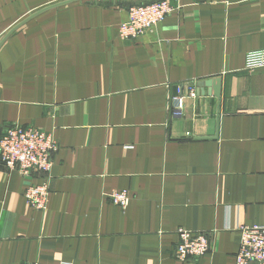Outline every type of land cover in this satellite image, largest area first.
<instances>
[{
  "label": "crops",
  "instance_id": "obj_1",
  "mask_svg": "<svg viewBox=\"0 0 264 264\" xmlns=\"http://www.w3.org/2000/svg\"><path fill=\"white\" fill-rule=\"evenodd\" d=\"M59 1L0 0V41ZM137 2L52 8L0 47V132L32 126L60 145L45 211L25 196L41 173L0 168V264H235L240 227L264 225V67L246 68L264 48V0H172L123 39ZM216 77L221 97L198 91ZM122 190L126 207L109 196ZM180 228L212 231L211 250L176 258Z\"/></svg>",
  "mask_w": 264,
  "mask_h": 264
},
{
  "label": "built area",
  "instance_id": "obj_2",
  "mask_svg": "<svg viewBox=\"0 0 264 264\" xmlns=\"http://www.w3.org/2000/svg\"><path fill=\"white\" fill-rule=\"evenodd\" d=\"M175 11L172 0H139L129 8L128 19L121 23L119 34L123 39H136L145 35L167 15ZM264 67V48L251 50L246 54V68ZM195 85L190 86L189 96L197 97ZM182 97L171 98L172 115L182 116ZM59 142L52 132L36 127L13 126L0 132V168L18 171L23 176L33 172L41 173V183H31L26 191L27 201L36 209L45 211L50 195V178L54 165V155L59 150ZM110 198L114 203L126 207L130 202L128 191H113ZM241 241L235 264H264V225H242ZM179 242L174 256L182 261L198 258L212 248V231H193L180 228ZM34 264V263H20ZM71 264V263H62Z\"/></svg>",
  "mask_w": 264,
  "mask_h": 264
},
{
  "label": "water",
  "instance_id": "obj_3",
  "mask_svg": "<svg viewBox=\"0 0 264 264\" xmlns=\"http://www.w3.org/2000/svg\"><path fill=\"white\" fill-rule=\"evenodd\" d=\"M75 1H82V0H63V1H59L57 3H54L52 5H48L47 7H44L42 9H40L39 11L35 12V13H31L27 18L23 19L22 21H20L17 25H15L12 29H10L8 31V33H6L4 35V37L1 39L0 41V47L3 45V43L6 41V39L15 31L17 30L19 27H21L22 25H24L25 23H27L29 20H31L32 18H34L35 16L39 15L40 13L47 11L49 9L52 8H57L66 4H69L71 2H75ZM135 1H139V0H135ZM198 91L202 90L201 92L204 93L205 89L204 87H212V89L214 90V94L217 97H221V86H222V79L220 77H216V78H211V79H206L203 81H199L197 84ZM203 88V89H201Z\"/></svg>",
  "mask_w": 264,
  "mask_h": 264
}]
</instances>
